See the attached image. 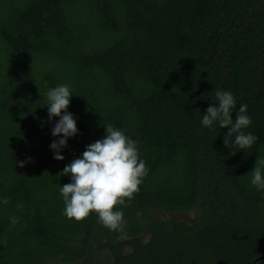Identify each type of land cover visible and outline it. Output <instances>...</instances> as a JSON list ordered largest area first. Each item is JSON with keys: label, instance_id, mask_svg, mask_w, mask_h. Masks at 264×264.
Returning <instances> with one entry per match:
<instances>
[{"label": "trees", "instance_id": "1", "mask_svg": "<svg viewBox=\"0 0 264 264\" xmlns=\"http://www.w3.org/2000/svg\"><path fill=\"white\" fill-rule=\"evenodd\" d=\"M58 83L73 91L78 129L61 160L49 148L58 117L43 105ZM216 89L247 105L251 147L237 149L229 126H201ZM104 124L138 141L148 169L114 205L119 238L94 212L61 214L59 173ZM257 156L264 0H0V264H264V196L248 172Z\"/></svg>", "mask_w": 264, "mask_h": 264}, {"label": "clouds", "instance_id": "2", "mask_svg": "<svg viewBox=\"0 0 264 264\" xmlns=\"http://www.w3.org/2000/svg\"><path fill=\"white\" fill-rule=\"evenodd\" d=\"M73 93L67 83H58L47 87L44 92L48 120L58 117L50 128L56 139L50 141L49 148L53 158L63 159L61 149L67 139L78 132L74 114L67 110L70 95ZM214 104H209L200 115V124L211 127L213 123L220 128L229 126L225 132L233 137L232 143L237 149L251 147L257 137L245 129L251 124L247 114V105L240 103L236 107L234 95L229 90L216 89ZM235 109V118L231 113ZM43 122V118H41ZM23 166L24 160H17ZM144 159L139 154L138 141L112 124H104V135L84 146L79 156L66 163L59 175H68L69 181L60 184L59 193L63 202L61 214L66 218L81 220L94 212L96 220L110 231L115 230L122 236L125 227L123 210L114 205H125L134 192L139 191L142 178L147 174ZM249 183L264 196V157H256L251 168ZM0 203H7L0 198ZM10 224L16 223L15 217H9Z\"/></svg>", "mask_w": 264, "mask_h": 264}, {"label": "flooded vegetation", "instance_id": "3", "mask_svg": "<svg viewBox=\"0 0 264 264\" xmlns=\"http://www.w3.org/2000/svg\"><path fill=\"white\" fill-rule=\"evenodd\" d=\"M161 220H162V219H161ZM149 236H150V235H149L148 233H145V234L142 235V239H143V238H149ZM127 248H128V247H126V246H124V245L121 246V249H123V250H125V249H127ZM104 251L106 252L105 254H104V253H99V255L101 256V257H100L101 259H105V257H106L107 254L109 253V250H108L107 248H105V247H104V249L101 250L100 252H104Z\"/></svg>", "mask_w": 264, "mask_h": 264}, {"label": "rangeland", "instance_id": "4", "mask_svg": "<svg viewBox=\"0 0 264 264\" xmlns=\"http://www.w3.org/2000/svg\"><path fill=\"white\" fill-rule=\"evenodd\" d=\"M183 214H174V215H170V214H166V217H171V216H175L174 218H176V217H178V218H182L183 216H182ZM184 216H185V214H184ZM194 215H193V213H187V215H186V217H188V218H192ZM99 253H106L105 251L104 252H98V254Z\"/></svg>", "mask_w": 264, "mask_h": 264}, {"label": "water", "instance_id": "5", "mask_svg": "<svg viewBox=\"0 0 264 264\" xmlns=\"http://www.w3.org/2000/svg\"><path fill=\"white\" fill-rule=\"evenodd\" d=\"M257 259H263V257H259V258H257ZM252 264H254V262H252Z\"/></svg>", "mask_w": 264, "mask_h": 264}]
</instances>
